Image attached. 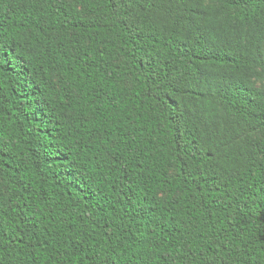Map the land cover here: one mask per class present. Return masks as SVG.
<instances>
[{"label":"trees","instance_id":"1","mask_svg":"<svg viewBox=\"0 0 264 264\" xmlns=\"http://www.w3.org/2000/svg\"><path fill=\"white\" fill-rule=\"evenodd\" d=\"M0 264H264V0H0Z\"/></svg>","mask_w":264,"mask_h":264}]
</instances>
